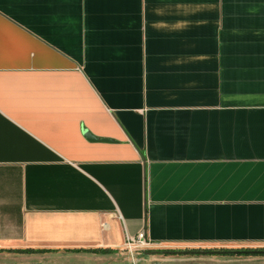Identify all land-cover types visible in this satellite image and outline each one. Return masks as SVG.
Returning a JSON list of instances; mask_svg holds the SVG:
<instances>
[{
	"label": "crops",
	"instance_id": "obj_1",
	"mask_svg": "<svg viewBox=\"0 0 264 264\" xmlns=\"http://www.w3.org/2000/svg\"><path fill=\"white\" fill-rule=\"evenodd\" d=\"M141 232L264 244V0H0V264H240Z\"/></svg>",
	"mask_w": 264,
	"mask_h": 264
},
{
	"label": "built area",
	"instance_id": "obj_2",
	"mask_svg": "<svg viewBox=\"0 0 264 264\" xmlns=\"http://www.w3.org/2000/svg\"><path fill=\"white\" fill-rule=\"evenodd\" d=\"M123 250L131 255H144L148 252L264 251V244L231 246L164 245L152 242L144 232H141L134 236H127Z\"/></svg>",
	"mask_w": 264,
	"mask_h": 264
},
{
	"label": "water",
	"instance_id": "obj_3",
	"mask_svg": "<svg viewBox=\"0 0 264 264\" xmlns=\"http://www.w3.org/2000/svg\"><path fill=\"white\" fill-rule=\"evenodd\" d=\"M173 256H264V251H208V252H167Z\"/></svg>",
	"mask_w": 264,
	"mask_h": 264
},
{
	"label": "rangeland",
	"instance_id": "obj_4",
	"mask_svg": "<svg viewBox=\"0 0 264 264\" xmlns=\"http://www.w3.org/2000/svg\"><path fill=\"white\" fill-rule=\"evenodd\" d=\"M206 261H235L236 263L245 264H264V256H211L204 258ZM209 263V262H207Z\"/></svg>",
	"mask_w": 264,
	"mask_h": 264
}]
</instances>
